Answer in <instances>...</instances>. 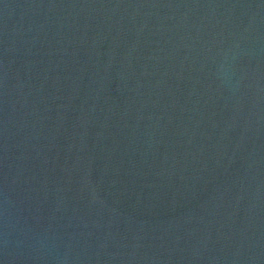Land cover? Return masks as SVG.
<instances>
[{"label": "water", "instance_id": "1", "mask_svg": "<svg viewBox=\"0 0 264 264\" xmlns=\"http://www.w3.org/2000/svg\"><path fill=\"white\" fill-rule=\"evenodd\" d=\"M0 264H264V0H0Z\"/></svg>", "mask_w": 264, "mask_h": 264}]
</instances>
